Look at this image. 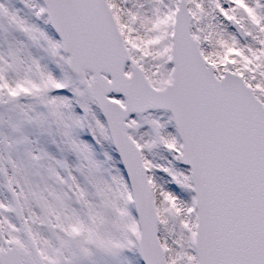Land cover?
Here are the masks:
<instances>
[{
  "label": "snow or ice",
  "instance_id": "snow-or-ice-1",
  "mask_svg": "<svg viewBox=\"0 0 264 264\" xmlns=\"http://www.w3.org/2000/svg\"><path fill=\"white\" fill-rule=\"evenodd\" d=\"M0 264H264V0H0Z\"/></svg>",
  "mask_w": 264,
  "mask_h": 264
}]
</instances>
